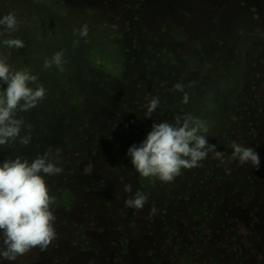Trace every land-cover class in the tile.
<instances>
[{"label":"rangeland","instance_id":"obj_1","mask_svg":"<svg viewBox=\"0 0 264 264\" xmlns=\"http://www.w3.org/2000/svg\"><path fill=\"white\" fill-rule=\"evenodd\" d=\"M8 13L17 30L0 41L24 47L0 44V58L46 95L16 113L31 141L0 145V162L59 149L63 171L45 178L57 239L0 264H264V0H0ZM57 52L63 70L46 69ZM186 115L224 159L142 177L128 149ZM233 143L259 168L231 159ZM137 192L143 208L128 207Z\"/></svg>","mask_w":264,"mask_h":264},{"label":"clouds","instance_id":"obj_2","mask_svg":"<svg viewBox=\"0 0 264 264\" xmlns=\"http://www.w3.org/2000/svg\"><path fill=\"white\" fill-rule=\"evenodd\" d=\"M0 27L8 34L15 32L16 16L12 13L0 16ZM79 35L87 37V25L79 30ZM0 44L8 48L24 47L19 38H5ZM63 63V54L57 52L51 60H45L44 67L55 65L63 70ZM36 80L37 77L30 72L13 71L6 60L0 58V81L6 84L0 91V145H7L18 138L23 145L30 143V135L21 136L25 122L16 118V113L31 110L45 98L46 90L42 85L37 88L30 86ZM184 99L187 102L188 97ZM159 106L158 98L150 100L146 106V117L150 118ZM208 131L206 121L190 115L183 119L177 117L174 122H154L146 139L139 145H132L127 155L142 177L172 182L182 169L197 167L209 153L224 159V154L209 144L205 135ZM232 148L231 159L259 168L260 157L253 148L236 143ZM59 156L60 150L57 149L55 155L49 151L31 161L17 156L0 162V259L16 261L33 249L46 250L57 239L56 216L51 208L55 197L50 195L45 178L62 173L63 169L57 166ZM146 199L142 192H137L126 204L130 208L141 209Z\"/></svg>","mask_w":264,"mask_h":264}]
</instances>
